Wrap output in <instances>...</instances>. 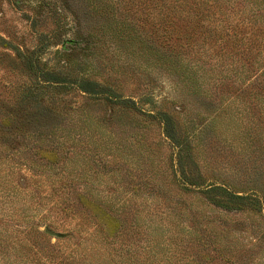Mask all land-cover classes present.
Returning <instances> with one entry per match:
<instances>
[{
  "label": "rangeland",
  "instance_id": "obj_1",
  "mask_svg": "<svg viewBox=\"0 0 264 264\" xmlns=\"http://www.w3.org/2000/svg\"><path fill=\"white\" fill-rule=\"evenodd\" d=\"M142 15L120 13V0H0V38L6 43L0 42V108L17 109L12 100L29 87L46 99L53 97L55 106L50 108L61 115L55 138L60 143L69 139L64 143L67 158L59 157L52 164L37 160L40 166L23 159L26 153L18 143L10 147L9 164L0 175L7 174L9 185L21 198L15 204L11 200L18 198L6 197L5 187L0 186V264H46L49 259L44 255L76 256L75 260L83 261L84 254H76L83 247L92 259L95 249H112L119 254L112 256L116 260L137 254V264H152L143 250L151 234L160 239L163 257L175 252L178 259H194L193 264H264L263 213L230 212L197 194L180 196L174 178L176 150L164 137L160 122L97 100L69 83L64 84L68 89L45 85L18 59L19 53L33 55L44 69L99 84L135 102L141 112L171 115L179 126L196 133L191 156L202 182L222 183L240 194L250 193L254 182L263 185L264 135L254 139L248 124L260 114L248 110L246 95L236 92L225 99L232 100L228 105L220 106L214 93L215 103L205 105L190 82L171 76L170 64L156 58L171 60L179 71L198 70L201 49H180L182 56L189 55L179 62L176 54L170 56L167 48L148 40L151 35L145 32L149 31L140 28ZM156 19L149 17L150 22ZM120 29L136 37L134 44L120 46ZM142 46L149 63L139 53ZM212 58L206 61L217 60ZM199 74L207 89L220 83L216 73ZM232 121L236 124L226 130ZM36 152L38 147L32 153ZM177 175H182L180 168ZM86 192L101 193L125 207L127 221L118 233L130 247L105 244L101 226L110 232L118 221L93 205H83L79 195ZM136 211L143 219L130 218Z\"/></svg>",
  "mask_w": 264,
  "mask_h": 264
},
{
  "label": "trees",
  "instance_id": "obj_2",
  "mask_svg": "<svg viewBox=\"0 0 264 264\" xmlns=\"http://www.w3.org/2000/svg\"><path fill=\"white\" fill-rule=\"evenodd\" d=\"M121 2L125 4L122 5ZM123 12L134 13V15L143 14L139 17L142 21L140 28L149 31L145 32L151 35L148 40L153 44L157 43L163 48H167L171 52L170 56L176 54L175 58L180 60L179 62L184 58L183 56L189 55L185 53L182 56L185 51L199 47L201 50L197 51L200 52V55H197V62H201L202 65L198 70L191 67L179 71V67L177 68L171 60L161 56L156 58L170 64L167 70L171 76H178L179 79L182 77L190 82V88L201 96L205 105H210V102L207 104L208 101L215 103L216 99L212 100L213 93L220 106H225V102H228L227 105L232 103V100H225L230 96V93L236 92L238 96L246 95L247 100L244 106L248 110H254L255 113L260 114L259 121H257L258 119L253 120L252 117L248 121V124L251 125V134L256 140L264 135L260 129L261 125L264 128V0H120V13ZM150 15L158 17L159 19H156L158 22H150ZM135 40L136 37L133 38L120 29V46L122 45V48L131 46ZM0 42L6 46L2 38H0ZM141 48L143 50L139 53L142 59L149 63L145 48L143 46ZM180 49L184 52L181 53ZM214 50L217 54H213ZM212 57L217 58L214 63L206 61L208 58L212 60ZM18 59L23 68L32 75L42 77L45 85L59 87L69 83L72 89H77L97 100L106 101L125 110H135L160 122L163 125L164 137L176 150L174 178L177 180L178 186L181 187L179 188L181 192L178 193L181 194L180 196L197 194L202 196L207 203L226 211H260L264 215V183L260 186L254 182L253 186L255 187L249 191L250 193L240 194L231 191L228 185L222 183L202 182V177L196 169V159L191 156L192 143L197 137L196 133L189 131L187 127L179 126L171 115L162 111L156 115L141 112L135 102L122 99L120 95H116L99 84L82 77L73 80L67 79L61 73L44 69L33 55L19 53ZM206 66L208 69L205 68ZM201 72L210 76L214 73L218 74L217 79H220V83L214 89L212 87L207 89L202 83V78L199 81ZM38 84L42 85L41 88L45 86L41 83V79ZM64 89H68V87L65 86ZM12 104L19 109L4 110L0 108V171L2 167L9 164L8 154L14 143L23 147V153H26L23 159L29 158L28 164L30 165L40 166L37 165L40 160H46V164L47 161H49L48 164H52L56 163L59 157H68L69 152L64 143H69V139L64 138V143H60V140L55 138L56 132L59 131L54 128L61 115L50 108V106H55L53 97L46 99L43 93L35 92L29 87L13 99ZM68 118L75 120L70 116ZM79 121L86 124L91 130L86 121L82 119ZM225 123L227 124V121L223 120V124ZM217 124L213 125L215 129ZM235 124L236 121H232L226 130ZM37 142L40 144L36 145ZM36 147H38V152L33 154ZM178 168L181 170V176L177 175ZM251 172L254 173L256 170L252 168ZM7 180V174L0 175V186L5 187L4 195L8 198H18L11 201L19 204L21 194L11 188ZM79 196L83 205H93L104 216L118 221L117 228L111 229L110 232L101 226V233L107 238L105 244L108 245L109 242H112L114 245L125 244L130 247L125 243L122 233H118V228L122 229L127 221L125 207L111 203L109 197H105L101 193L86 192ZM110 200H117V198ZM178 201L176 202L181 203ZM138 213V211L130 213V218L135 221L143 219ZM42 236L44 237V235ZM150 236L153 238L147 241L143 250L146 251V257L151 259L152 264H193L194 259L186 261L183 258L178 259L175 252L167 253L163 257L160 253V250H163V246L159 242L160 239L154 240L153 234ZM81 249L82 251H77L76 254L81 256L84 254L83 261L75 260L76 256L58 259L55 255H44L49 259L46 264H137L135 262L138 259L137 254H134L133 259L120 255V259L116 260L112 256H116L117 251L108 249L98 252L95 249L93 255L95 259H92L87 248Z\"/></svg>",
  "mask_w": 264,
  "mask_h": 264
},
{
  "label": "water",
  "instance_id": "obj_3",
  "mask_svg": "<svg viewBox=\"0 0 264 264\" xmlns=\"http://www.w3.org/2000/svg\"><path fill=\"white\" fill-rule=\"evenodd\" d=\"M46 233H47L48 235H51V236H56V235H57L56 233H54V232H52V231H50V230H46Z\"/></svg>",
  "mask_w": 264,
  "mask_h": 264
}]
</instances>
